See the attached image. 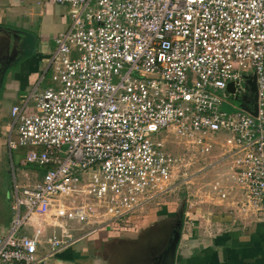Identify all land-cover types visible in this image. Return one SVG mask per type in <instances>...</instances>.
<instances>
[{
	"label": "built area",
	"instance_id": "built-area-1",
	"mask_svg": "<svg viewBox=\"0 0 264 264\" xmlns=\"http://www.w3.org/2000/svg\"><path fill=\"white\" fill-rule=\"evenodd\" d=\"M44 1L68 6L71 24L47 59L52 84L11 108L9 149L25 148L23 163L43 171L15 179L0 264H52L84 238L72 224L118 226L188 183L192 157L166 150L162 134L208 153L227 133L221 158L235 156L241 209L264 213V0ZM33 218L53 226L42 253L39 237L21 233Z\"/></svg>",
	"mask_w": 264,
	"mask_h": 264
},
{
	"label": "crops",
	"instance_id": "crops-1",
	"mask_svg": "<svg viewBox=\"0 0 264 264\" xmlns=\"http://www.w3.org/2000/svg\"><path fill=\"white\" fill-rule=\"evenodd\" d=\"M24 2L25 0H9L8 11L5 13L0 12V43H4V46L0 48V66L5 61L12 63L20 55L23 41V34L20 31L24 30L12 29L16 31L18 37L16 41L15 39L12 40V33L7 30L11 27L6 26L5 23L18 20L19 16L17 14L21 12L19 7ZM49 4L53 8L55 3L49 2ZM30 9L29 14L31 16H38V12L32 10V8ZM40 15H42V12H40ZM32 23L30 21L26 22L30 27H32ZM36 24L38 25V21ZM62 30V28L58 29L57 23L55 29L51 31V29L46 28L45 22L42 20L38 33L28 31L36 36V51L33 55L19 60L14 64L15 66L13 65L14 67L10 66L5 74L0 90V124L3 123L4 108L6 106H11V112L12 106L18 104L24 96L30 95L34 89L41 91L46 88H43L42 85L50 71L47 70V59L50 55L47 56L44 53L47 52L46 50L50 46L48 44L51 43L52 49L49 51H52L51 54H53L56 49L55 35L63 32ZM49 33L54 35L50 37ZM1 55L4 60L2 64ZM5 65H3V68ZM224 134L227 133L223 132L214 136L217 140V159L211 164L212 168L207 172H211L215 177L214 179L219 180L222 184L230 186L227 188L230 194L226 200L218 199L214 202L212 201L214 199H212L208 208L207 204L194 205L192 203L186 207L185 221L176 251L175 264H264V213L259 214L255 210H249L250 212L247 211L246 213L241 210V203L245 196L244 190L241 187H236L232 178L235 156L221 158L228 149L225 146H222L224 148L219 147L220 144L225 143L222 137ZM176 146L172 152L183 151V144L178 143ZM22 150L25 151V148ZM22 160L21 166L24 168H22L21 174L24 178L35 179L41 176L42 168L33 164L25 165ZM14 177L16 176L14 175ZM150 214H152L151 210L147 216L149 217ZM135 217L141 218V215H133L130 219L127 217L115 227L114 225H102L100 229L94 231L92 229L96 227V224H72L76 228V234L83 235L84 238L58 252L51 263L112 264L115 259V250L111 249L110 244L115 240H125L122 239L123 236H126L127 231L133 228L129 225H132L133 220H135L134 222L138 220ZM11 224L12 221L10 220L3 232L0 233H7ZM134 226L138 227V224L134 223ZM52 231L53 226L49 225L48 222L33 218L25 224L21 233L39 237L41 239L39 251L42 253L47 247V241ZM89 231L91 232L86 233ZM135 238L131 237V242L136 241ZM156 264H159V260Z\"/></svg>",
	"mask_w": 264,
	"mask_h": 264
},
{
	"label": "rangeland",
	"instance_id": "rangeland-1",
	"mask_svg": "<svg viewBox=\"0 0 264 264\" xmlns=\"http://www.w3.org/2000/svg\"><path fill=\"white\" fill-rule=\"evenodd\" d=\"M8 5L9 0H0V12H7ZM23 5L19 7L21 12L17 14L19 16L18 20L4 22L6 26L38 33L42 20L45 22L46 28L51 29V31L55 29L57 23L58 29L62 28V31L67 30L71 24L69 7L66 5L54 4L53 8H51L49 2H44V0H25ZM30 8L38 12V16H31L29 14ZM40 12H42V15H40ZM48 15L53 16L49 17ZM28 21L33 22L32 27L26 24ZM37 21L38 25L36 24ZM53 35L49 33L50 37ZM48 45L50 46L46 50L47 52L44 53L47 56L52 55V51H49L52 49V45L51 43ZM3 46L4 43L1 42L0 48ZM52 76L53 72L50 70L43 82V88L52 84ZM248 96L251 99L254 94L250 93ZM10 107L6 106L4 108L3 123L0 124V232H3L10 220L13 223L16 217V213L12 210V205L15 203L14 182L17 176V178H23L21 173L24 167L21 166V160L25 158V151L22 150L24 148L11 151L8 146V125L12 121ZM227 136L228 134H224L222 136L223 140L226 141ZM160 140H164V148L171 152L178 145V139L172 135L162 134ZM215 141L217 143L216 139ZM222 146H225V143L220 144L219 147L224 148ZM216 147L208 153H185V151L176 153L179 156L192 157L190 166L185 168L187 171L190 170L189 173H192L191 175L189 174L191 176L189 182L184 184L180 177L175 180L173 189L154 197V199L148 201L129 215V219L133 215H141V218L135 217L139 221L134 222L135 220H133L132 225H129L133 226V228L127 231L126 236H123L122 239L125 240H115L110 244L111 249L115 250V259L112 264H156L158 258L168 246L173 230L177 227L179 221L183 219L187 206L191 205V203L194 205L207 204L208 208L212 199H214L212 200L214 202L218 199H227L230 194L227 188L230 186L222 184L219 180L214 179L215 177L211 172H207V170L212 168L211 164L217 159ZM234 183L236 187H241L237 182L234 181ZM246 200L247 198L244 197L242 200L243 204ZM250 207L249 205L246 209L249 211L251 210ZM150 210L152 214L148 217L147 214ZM255 211L258 212L257 210ZM134 223L138 224V227L134 226ZM134 227L136 228L134 229ZM131 237H136V241L131 242Z\"/></svg>",
	"mask_w": 264,
	"mask_h": 264
},
{
	"label": "water",
	"instance_id": "water-1",
	"mask_svg": "<svg viewBox=\"0 0 264 264\" xmlns=\"http://www.w3.org/2000/svg\"><path fill=\"white\" fill-rule=\"evenodd\" d=\"M21 34H23V41H22V47L20 55L17 59H15L12 63H7L3 70L0 77V90L3 85L5 74L10 66H13L16 64L19 60H21L24 57L33 55L36 51V36L33 33H30L28 31H20ZM248 89L250 93L254 94V97H252V101H257V84H256V75L252 76H246ZM228 91L234 92V84L231 82L228 85ZM245 99L248 101V99L245 97ZM246 110L251 112L253 115H257V104H254V109H251L250 107L246 106ZM182 227H183V220H180L177 224V227L173 230V235L168 243V246L162 253V255L158 258L159 264H175V257H176V251L178 247V243L181 238L182 234Z\"/></svg>",
	"mask_w": 264,
	"mask_h": 264
},
{
	"label": "trees",
	"instance_id": "trees-1",
	"mask_svg": "<svg viewBox=\"0 0 264 264\" xmlns=\"http://www.w3.org/2000/svg\"><path fill=\"white\" fill-rule=\"evenodd\" d=\"M232 99V101L235 103V104H237V105H242L244 108L247 106V105H245L240 99H238V98H235L234 96L231 98ZM250 99V98H249ZM251 102H252V100H251ZM253 103V102H252ZM224 109H227V110H229V111H236L237 110V108H235V107H233V106H230V105H226V104H224ZM39 167V166H38ZM39 168H41V167H39ZM43 171V169H41V172ZM183 223H184V220H185V213H184V215H183Z\"/></svg>",
	"mask_w": 264,
	"mask_h": 264
},
{
	"label": "flooded vegetation",
	"instance_id": "flooded-vegetation-1",
	"mask_svg": "<svg viewBox=\"0 0 264 264\" xmlns=\"http://www.w3.org/2000/svg\"><path fill=\"white\" fill-rule=\"evenodd\" d=\"M13 28H7V30L8 31H10L11 33H12V40L13 39H15V41H16V38H18L17 37V33H16V31H14V30H12ZM13 42V41H12ZM8 46V45H7ZM20 52V51H19ZM1 59H2V61H1V64L3 63V56L1 55ZM7 62L5 61L1 66H0V77H1V74H2V70H3V65H5ZM0 128H1V125H0Z\"/></svg>",
	"mask_w": 264,
	"mask_h": 264
}]
</instances>
